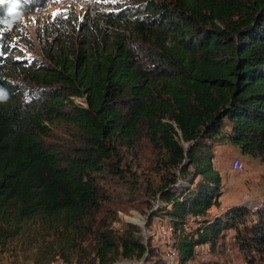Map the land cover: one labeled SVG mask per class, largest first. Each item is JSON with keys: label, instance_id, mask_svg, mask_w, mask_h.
Instances as JSON below:
<instances>
[{"label": "trees", "instance_id": "trees-1", "mask_svg": "<svg viewBox=\"0 0 264 264\" xmlns=\"http://www.w3.org/2000/svg\"><path fill=\"white\" fill-rule=\"evenodd\" d=\"M48 1L0 4V247L19 238L35 260L69 261L89 239L84 264H165L138 228L115 235L100 218L101 183L124 178L125 144L129 188L146 226L171 225L174 264L226 230L244 264H264V202L207 216L221 194L213 145L264 164V0H88L76 25L40 29L39 56L6 44L11 21ZM55 121L75 144L51 138Z\"/></svg>", "mask_w": 264, "mask_h": 264}, {"label": "rangeland", "instance_id": "rangeland-1", "mask_svg": "<svg viewBox=\"0 0 264 264\" xmlns=\"http://www.w3.org/2000/svg\"><path fill=\"white\" fill-rule=\"evenodd\" d=\"M87 5L88 0H49L41 11L19 15L17 19L11 21L12 31L6 44L16 45L18 50L28 57H37L40 55L38 49L40 43L37 40L42 36L40 29L57 17L76 25L83 20L84 12L88 9ZM73 101L80 104L79 98H73ZM55 123L51 124V138L65 147L70 143L75 144L76 140L73 137L76 131L73 128L67 131L62 122L55 121ZM119 153L123 158L124 178L107 177L102 181V194L106 200L102 204L100 218L103 222H108L109 228L115 235L130 229L129 224L135 226L138 228L137 234L141 240L146 245L149 244L159 257L160 251L164 256V250L171 244L172 236L161 238L156 234L155 218H152L150 224L146 226L147 217L142 205V196L133 193L129 188L130 176L126 171L129 151L125 144L119 147ZM212 153V165L220 176L221 194L218 197V205L211 206L207 216L219 215L234 205H242L253 211L261 206L264 202V164L257 158L240 155L237 149L229 144L213 145ZM233 158L241 161V170H231L230 162ZM194 222L196 221H189L188 225L194 226ZM92 244L87 239L78 254L69 256V261L57 255L48 260L38 261L35 260L37 254L32 248L34 245L32 241L14 238L4 247H0V264H84L83 256L87 258L93 256ZM130 261L133 260L118 257L110 264H125ZM204 261H209V264H244L243 254L233 239L232 230H226L212 248L207 244L195 246L194 258L185 264H203ZM169 263L174 264V260H170ZM95 264H98L97 261Z\"/></svg>", "mask_w": 264, "mask_h": 264}, {"label": "built area", "instance_id": "built-area-1", "mask_svg": "<svg viewBox=\"0 0 264 264\" xmlns=\"http://www.w3.org/2000/svg\"><path fill=\"white\" fill-rule=\"evenodd\" d=\"M230 168L231 170H241L242 169L241 161L238 158H233L230 162ZM193 220L198 221L200 220V217L199 216L190 217V221H193ZM155 227H156V234L160 236L161 238L162 237L164 238L170 235L172 231L171 225L167 224L166 222L158 221ZM173 256H174V253L170 248H167L166 250H164L163 258L166 261L165 264H171L169 263V261L173 259Z\"/></svg>", "mask_w": 264, "mask_h": 264}, {"label": "clouds", "instance_id": "clouds-1", "mask_svg": "<svg viewBox=\"0 0 264 264\" xmlns=\"http://www.w3.org/2000/svg\"><path fill=\"white\" fill-rule=\"evenodd\" d=\"M4 3V0H0V4ZM16 8H17V4L15 2H13L11 4V8H10V12L13 14V17L15 18L16 16Z\"/></svg>", "mask_w": 264, "mask_h": 264}, {"label": "bare ground", "instance_id": "bare-ground-1", "mask_svg": "<svg viewBox=\"0 0 264 264\" xmlns=\"http://www.w3.org/2000/svg\"><path fill=\"white\" fill-rule=\"evenodd\" d=\"M136 218V217H135Z\"/></svg>", "mask_w": 264, "mask_h": 264}]
</instances>
